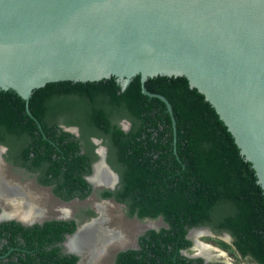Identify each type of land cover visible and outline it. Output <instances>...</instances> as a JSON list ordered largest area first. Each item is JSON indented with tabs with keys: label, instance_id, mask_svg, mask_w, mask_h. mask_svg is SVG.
<instances>
[{
	"label": "trees",
	"instance_id": "obj_1",
	"mask_svg": "<svg viewBox=\"0 0 264 264\" xmlns=\"http://www.w3.org/2000/svg\"><path fill=\"white\" fill-rule=\"evenodd\" d=\"M143 86L166 97L175 125L165 102ZM63 126H77L79 136ZM91 137L103 139L119 175L118 187L102 196L125 204L129 216L165 223L139 235L138 248L120 251L116 264H219L183 254L193 245L189 230L200 226L227 232L230 242L219 245L264 264L263 189L214 106L187 78L135 76L124 89L117 80L48 82L28 100L0 90V143L63 199L91 191L85 176L98 159ZM71 230L63 221L0 222V264H75L77 256L57 254Z\"/></svg>",
	"mask_w": 264,
	"mask_h": 264
},
{
	"label": "water",
	"instance_id": "obj_2",
	"mask_svg": "<svg viewBox=\"0 0 264 264\" xmlns=\"http://www.w3.org/2000/svg\"><path fill=\"white\" fill-rule=\"evenodd\" d=\"M135 76L187 78L264 193V0H0V90L28 100L48 82L117 80L124 89ZM142 90L165 102L175 125L166 97ZM104 163L111 170L106 147ZM0 209V222L17 217ZM199 229L213 233L200 226L188 235Z\"/></svg>",
	"mask_w": 264,
	"mask_h": 264
},
{
	"label": "flooded vegetation",
	"instance_id": "obj_3",
	"mask_svg": "<svg viewBox=\"0 0 264 264\" xmlns=\"http://www.w3.org/2000/svg\"><path fill=\"white\" fill-rule=\"evenodd\" d=\"M122 121L119 124L123 128ZM127 122L129 123V121ZM93 138L95 137H91V141ZM99 139L103 141L102 138ZM95 142L99 143L100 141L96 140ZM105 147L107 156V146L105 145ZM96 150L99 160L97 159L98 162L95 164L94 170L92 168V172L87 175L91 185L90 193L84 198L75 196L71 199H63L53 192V185L41 184L38 181V172L30 171L23 166L21 159L15 158L17 155L15 151L0 143V204L3 206V216H17L1 222L13 220L24 226L43 224L46 221L66 222L67 225H71L72 230L71 232H64L63 239L58 241L57 254L63 257L66 255L77 256L78 259L75 264H106L105 257L108 256L112 259L111 264H116L115 259L120 251L137 249L138 236L143 232L136 235L135 241H133L134 238L128 239V236L125 238L121 229L109 227L110 224L105 217L102 204H97L96 207L90 205L69 206V203L81 202L90 196H94L96 201L108 199L120 203L124 205L126 210V205L116 201L115 198L102 196L101 193L105 189L115 190L118 187L119 175L108 163L111 170L104 163V146L97 145ZM42 189H47L49 191L47 196H51L55 201L54 204L58 205H53V208L51 205L50 208V205L45 203V193ZM143 220H147V218ZM96 226L98 227L96 228ZM92 227H94L93 230ZM147 229L150 228L145 230ZM196 231L190 232L191 236H188L193 237V235L198 236L207 233L202 229L200 232ZM195 247L198 255L205 258L214 257L212 251L205 248L208 246L196 241ZM201 249H203V254L200 253Z\"/></svg>",
	"mask_w": 264,
	"mask_h": 264
},
{
	"label": "rangeland",
	"instance_id": "obj_4",
	"mask_svg": "<svg viewBox=\"0 0 264 264\" xmlns=\"http://www.w3.org/2000/svg\"><path fill=\"white\" fill-rule=\"evenodd\" d=\"M121 123H122L123 128L128 129L129 123L127 121L123 120ZM98 140L100 142L97 143L96 146L97 145L104 146L102 141L100 139ZM42 190L45 193V196H44L45 203L50 205V208H51V205H52V208H53V205L55 206L58 205V204H54L55 201L53 198H51V196L50 197L47 196L49 192L47 189H42ZM96 200L97 199H95L94 196L93 197L90 196L84 201H81V202L75 201V202L69 203V206L76 207L78 205L80 207L82 205H90V206L96 207L97 204H100V205L102 204L105 217L107 218V221L110 224L109 227L121 229V232L123 233L125 238H127V236H128V239L134 238L133 241H135L136 235H138L140 232H144L146 228L155 227L156 229H158L161 226H165V223L163 222L161 218L147 219V220L141 221L136 217H132V216L129 217L128 214L126 213L124 205L120 203H115L114 201L108 200V199L103 200V201H100V200L96 201ZM190 238L193 239V245L191 246L189 250L183 251L186 255L190 257L198 255L195 249L196 248L195 243L197 241L199 243L204 244V246L205 245L208 246V247H205L208 251H212L214 257L211 258V260L209 261H218L219 264H256L251 259L243 258L237 252L228 251L227 249L219 245L216 242L217 239L226 240L227 242H229L230 240V239L228 240V238H226L223 234L216 235L215 233H212V234L202 233L198 236L193 235V237H190ZM202 252H203V249H201L200 253ZM105 258H106L105 263L111 264V261H112L111 257L108 256Z\"/></svg>",
	"mask_w": 264,
	"mask_h": 264
},
{
	"label": "clouds",
	"instance_id": "obj_5",
	"mask_svg": "<svg viewBox=\"0 0 264 264\" xmlns=\"http://www.w3.org/2000/svg\"><path fill=\"white\" fill-rule=\"evenodd\" d=\"M130 125V124H129ZM66 127H68V126H66ZM73 127H75V126H73ZM128 130V129H127ZM67 131V130H66ZM72 133V132H71ZM74 134V133H73ZM78 134H79V132H78ZM75 135V134H74ZM79 136V135H78ZM99 138H97V137H95L94 138V141H96V140H98ZM93 142V141H92ZM94 143V142H93ZM103 143V142H102ZM95 145L97 144V143H94ZM96 148H97V146H96ZM96 148H95V152H96V154H97V150H96ZM104 148H105V145H104ZM98 155V154H97ZM99 160V159H98ZM98 160H96V161H98ZM95 161V162H96ZM94 162V163H95ZM94 170V169H93ZM185 251V250H184ZM196 257H200V256H196ZM210 262V261H209Z\"/></svg>",
	"mask_w": 264,
	"mask_h": 264
},
{
	"label": "bare ground",
	"instance_id": "obj_6",
	"mask_svg": "<svg viewBox=\"0 0 264 264\" xmlns=\"http://www.w3.org/2000/svg\"><path fill=\"white\" fill-rule=\"evenodd\" d=\"M98 226H96V228H97ZM94 229V227H92V230ZM196 232H200V230H197ZM203 254V253H202Z\"/></svg>",
	"mask_w": 264,
	"mask_h": 264
}]
</instances>
